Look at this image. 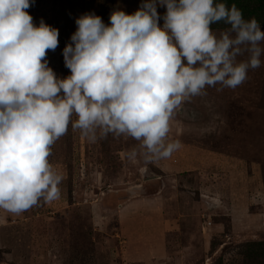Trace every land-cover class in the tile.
I'll return each instance as SVG.
<instances>
[{
  "label": "rangeland",
  "instance_id": "rangeland-1",
  "mask_svg": "<svg viewBox=\"0 0 264 264\" xmlns=\"http://www.w3.org/2000/svg\"><path fill=\"white\" fill-rule=\"evenodd\" d=\"M29 2L26 11L35 25L43 20L59 31L58 47L46 59L64 78L70 70L63 49L78 17L94 13L109 25L113 11L134 13L143 0ZM222 2L235 4L264 30V0ZM157 11L162 17L166 7L157 5ZM261 60L237 88H206L205 95L182 106L168 134L181 147L166 159L130 160L137 141L109 135L90 143L70 123L49 157L64 176L60 198L20 214L0 209V264H264V56ZM128 204H140L128 207L138 217L133 225L138 237L123 233ZM157 247L164 251L161 258ZM144 248L151 252L148 258L141 255Z\"/></svg>",
  "mask_w": 264,
  "mask_h": 264
},
{
  "label": "clouds",
  "instance_id": "clouds-1",
  "mask_svg": "<svg viewBox=\"0 0 264 264\" xmlns=\"http://www.w3.org/2000/svg\"><path fill=\"white\" fill-rule=\"evenodd\" d=\"M29 7L0 0V209L13 214L60 198L64 176L49 157L70 123L90 143L137 141L130 160L169 158L181 147L168 134L182 106L206 88L242 85L264 56L261 24L235 4L143 0L134 13L113 11L109 25L94 13L78 17L63 49L70 75L60 78L46 59L59 31L35 25Z\"/></svg>",
  "mask_w": 264,
  "mask_h": 264
},
{
  "label": "crops",
  "instance_id": "crops-1",
  "mask_svg": "<svg viewBox=\"0 0 264 264\" xmlns=\"http://www.w3.org/2000/svg\"><path fill=\"white\" fill-rule=\"evenodd\" d=\"M140 203H143V201H141ZM129 205V204H128ZM140 204H130L129 206H127V213L125 214V218H126V220L128 221V228L126 229V228H124L125 229V231H123V233H125V234H127V235H130V238H133V237H138V235H139V228L137 227V226H133V225H135V224H137V221H138V217H137V215L136 216H133V214H132V212H129V209L131 208V209H135L136 207H138ZM128 207H129V209H128ZM124 208V207H123ZM122 208V209H123ZM124 210V209H123ZM152 218V217H151ZM157 218H158V216H157ZM156 218V219H157ZM158 220V219H157ZM133 226V227H132ZM148 234V233H147ZM147 234H145V235H147ZM134 235H136V236H134ZM148 238H150V237H148ZM138 239H140L142 242L143 241H146L144 238H143V236H139V238ZM161 241H162V239H161ZM163 242V241H162ZM139 247L140 248H143V245H141V244H139ZM154 253L157 255L156 257H160L161 258V255L164 253V251L162 250V248H159L158 249V247H157V249H154ZM151 255V252H149L148 251V249H146V248H144L143 250H142V253H141V255H147V258H148V255ZM152 257H154L155 259H157L155 256H152ZM159 264H163V263H159Z\"/></svg>",
  "mask_w": 264,
  "mask_h": 264
},
{
  "label": "trees",
  "instance_id": "trees-1",
  "mask_svg": "<svg viewBox=\"0 0 264 264\" xmlns=\"http://www.w3.org/2000/svg\"><path fill=\"white\" fill-rule=\"evenodd\" d=\"M242 12H243V11H242ZM246 13H248V14H250V13H251V14H252V13H253V10H252V11H249V12L247 11Z\"/></svg>",
  "mask_w": 264,
  "mask_h": 264
},
{
  "label": "bare ground",
  "instance_id": "bare-ground-1",
  "mask_svg": "<svg viewBox=\"0 0 264 264\" xmlns=\"http://www.w3.org/2000/svg\"><path fill=\"white\" fill-rule=\"evenodd\" d=\"M149 249V248H148Z\"/></svg>",
  "mask_w": 264,
  "mask_h": 264
}]
</instances>
